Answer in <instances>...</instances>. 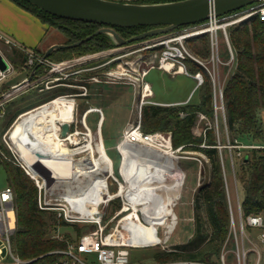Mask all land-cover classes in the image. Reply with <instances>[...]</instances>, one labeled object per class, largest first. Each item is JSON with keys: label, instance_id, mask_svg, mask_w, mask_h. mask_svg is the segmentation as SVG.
<instances>
[{"label": "built area", "instance_id": "obj_1", "mask_svg": "<svg viewBox=\"0 0 264 264\" xmlns=\"http://www.w3.org/2000/svg\"><path fill=\"white\" fill-rule=\"evenodd\" d=\"M123 4H137L139 0H107ZM252 18H257L260 22H264V0H260L254 4L253 7H247L240 11L230 13L223 17L216 15H209L206 22L195 26L189 32H184L174 36L159 37L149 45H145V49H153L161 47L159 55H155L152 62H137L138 75L140 77L139 85H141L142 102L151 96L145 97L147 94L148 84L145 78L151 69L157 68L169 74L175 75L179 72L192 77L196 81L197 90L202 88L206 80L210 84L212 90V102L214 110V121L210 123L209 127L203 132L206 139L207 131L213 130L216 137V148L219 154V160L222 169V176L226 192L230 227L229 236L224 245L232 242L233 250L232 256L234 258L233 264H264V210L245 214L242 206V197L240 189L242 190L241 176H238V170L245 165V159L248 157L247 153L251 151H264V139L260 144L245 143L238 138L231 136L228 128L226 107L224 102V90L226 83L232 73L233 67L236 64V56L229 38V28L235 27L244 21ZM221 32L223 40L226 45L228 60L223 61L220 52L219 33ZM173 33V32H172ZM170 33V34H172ZM207 34L209 36L210 56L206 62L195 59L187 48L186 40L191 37ZM0 44L7 46L11 51H17L24 57L22 69L26 76L17 84L12 85L9 89L0 92V122L4 119L7 105L16 97L24 92L44 85L40 92L49 91L59 86L75 87L69 83H64L68 76L79 75L84 72H95V67H86L88 62L95 58L93 56H83L73 60H66L61 62H54L49 58L45 59L44 55L36 49L27 48L17 43L11 36L0 30ZM0 55L7 63L8 69L3 72L0 70V85L15 71L14 64L3 54L0 48ZM192 60L198 64L203 71L196 74H191L187 71L186 61ZM170 66L168 68L167 66ZM84 67V68H83ZM136 67V68H137ZM221 67H228L227 76L222 79L220 70ZM35 70V72H34ZM41 70L40 73H38ZM34 72L32 80H29L31 74ZM98 79L96 76H90L89 83H96ZM88 95V87H81ZM74 99L72 96H60L49 101L35 109L21 114L8 132L2 134L0 138V160L6 159L12 162L15 166L21 168L24 173L33 181L38 190V207L42 211H53L57 218L62 219L68 224L85 225L88 228L78 240L66 241V247L63 250H56L50 254H56L60 258L53 264H131L129 249H142L152 246L162 245L163 250H171L165 243L150 244L145 247H135L130 244L134 237L145 239L147 237L146 226L148 223L144 218L142 211L136 210V207L142 208L144 192L143 189L134 182H128L123 174L121 168L119 177L114 168L113 172H101L98 177L105 181V200L97 203V213L87 216L83 213L86 203H79L70 199L77 189H66L64 187L54 186V183H47V181H40L33 176L32 173L25 166L20 156L11 144V133L17 123H21L26 118H29L33 113L40 112L43 108L52 105L56 100ZM75 103L76 100H71ZM152 103V102H151ZM143 104V103H142ZM155 104V103H152ZM102 115L100 111H98ZM89 111L83 117V129H80L75 120V115L70 125L69 133L66 136V144L73 148L77 156L82 153H90L91 160V143L94 140V133L87 125V118ZM201 119H206L203 114L199 115ZM102 124V122H101ZM74 126V129H72ZM61 134V133H60ZM80 140L79 144H74V140ZM169 144L167 148L166 145ZM1 145L3 146L4 150ZM161 147L167 149L168 152L174 154L181 152L182 148L174 150L172 147L171 134L155 132L144 133L141 129V118L139 121L129 124L125 130L121 140L117 144V150L123 158L121 147ZM203 148H210L205 144ZM201 159L200 165L204 162L206 167H209V160L204 155H199ZM111 158V157H110ZM112 159V158H111ZM90 160V161H91ZM113 161V159H112ZM123 164V162H122ZM230 168V175L232 176V184L229 182L227 167ZM122 167V166H121ZM180 168V167H179ZM181 169V168H180ZM200 177L198 179L197 190L201 187L202 177L201 170H199ZM209 173V172H208ZM133 178L132 173L130 174ZM84 177L83 175L80 177ZM186 177V176H185ZM86 180L89 177L85 178ZM111 186L116 187L115 192H111ZM182 195V193H181ZM181 199V196H180ZM179 199V200H180ZM119 201L121 203L120 209H117L114 215L108 219L106 224H103L106 216V209L113 202ZM178 205V203H177ZM176 208V207H175ZM176 214V213H175ZM177 225L179 223L176 214ZM117 221L116 227H112V223ZM141 222H143L142 225ZM175 227V230L177 228ZM88 226H94L95 229H89ZM247 229H250L249 233ZM174 230V231H175ZM17 231V212L15 206V193L11 186L0 190V264H27L15 252L13 245V238ZM174 233V232H173ZM172 233V234H173ZM164 234V232H163ZM159 235V234H158ZM172 236V235H171ZM53 239L65 241L64 234L61 233V228L57 227L53 231ZM183 264H204V263H183ZM220 264H227L226 253L223 250L220 257Z\"/></svg>", "mask_w": 264, "mask_h": 264}, {"label": "trees", "instance_id": "obj_2", "mask_svg": "<svg viewBox=\"0 0 264 264\" xmlns=\"http://www.w3.org/2000/svg\"><path fill=\"white\" fill-rule=\"evenodd\" d=\"M11 1L31 13L43 25L53 26L51 20L64 22L69 27V29H62V33L69 40L68 44L80 42L103 27L54 17L24 0ZM178 1L184 0H139L137 4L155 5ZM198 25L200 24L192 26ZM153 28L114 29L124 39H130L136 32H146ZM228 32L231 45L236 53V69L228 79L224 90L228 128L232 137L245 143L260 144L264 139V121L261 118V114L264 113V22L252 18L229 28ZM106 42H110V39L107 35L102 34L78 47L56 51L50 55L49 59L51 60L58 53H61L63 58L75 54L83 55L88 52L96 53L108 47ZM191 42L197 56L209 58V36L207 34L199 35ZM18 57L20 61H24V57L20 53L16 54V58ZM186 63L194 68L193 74L203 71L192 60H187ZM204 87L208 92L200 97V102L197 104L172 107L147 106L142 112L145 121L142 120L141 129L142 126L146 130L154 127L150 125L151 122L150 124L146 122L147 118L150 121H154L152 118H161L158 130L171 134L174 150L182 148L181 151H186V153L193 152V154L204 155L210 163L208 179L197 190L194 197V232L191 239L185 244L173 246L171 250L156 252L154 262L157 264H220L222 249L229 236L230 216L222 169L218 151L213 148L217 143L215 133L213 130L208 131L205 140L195 139L192 135V127L199 114L207 115L211 119L214 116L212 90L207 80ZM57 94L59 93H50L44 99L45 101L43 100L35 106L8 108L5 114L7 129L21 114L62 96H57ZM181 113L186 114V117L180 118L179 114ZM142 131L155 133L143 129ZM203 144L210 148H203ZM1 147L3 148L2 145ZM247 154L248 160L240 168L243 186L242 206L245 214L264 210V151L254 150ZM0 167L7 171L9 186L15 193L17 212V231L13 238L15 252L21 259L28 261L27 264H53L60 257L50 253L63 250L67 240H78L83 234V228L87 226L68 224L62 219L59 220L56 213L40 210L38 190L31 181L22 176L24 171L17 166L13 168L6 165L3 160H0ZM113 203L118 206L117 209H120L119 201ZM57 227L71 228L74 231V237L71 238L67 233H64L65 241L53 239V231ZM247 230L249 233L251 232L250 229Z\"/></svg>", "mask_w": 264, "mask_h": 264}, {"label": "rangeland", "instance_id": "obj_3", "mask_svg": "<svg viewBox=\"0 0 264 264\" xmlns=\"http://www.w3.org/2000/svg\"><path fill=\"white\" fill-rule=\"evenodd\" d=\"M16 21H19L18 23L16 22L18 26L20 25L24 26V27L20 26L21 31L23 33H27L28 30H30V35H29L30 37L33 38L34 34L40 36V38L43 36V41L40 46L34 47L28 45L27 41L22 40L21 37H14V36L11 37L17 43L27 48H33V49L36 48V50L42 53L43 55L50 48L49 46L52 43L57 45H72V44H68L69 43L68 38L62 33V29L64 30L69 29V27L64 22L51 20L53 26L49 24H45L44 26L46 28H44L36 18L31 19L29 17H22V18H18ZM194 27L195 26L181 27L175 30L172 34H169V36H174L184 32H189L192 29H194ZM0 30L5 33V31H3L1 28ZM143 33L145 32L143 31L136 32L133 37L141 35ZM196 37L198 36L191 37L186 40L187 48L195 59H198L202 62H206L207 59L197 56L192 48L193 44L191 41L195 40ZM108 38L110 39L111 44H109L110 42H106V44L108 43L107 44L108 47L105 49H101L99 52L96 53L88 52L83 55L75 54L64 58L61 53H58L53 58H51L52 61L58 62V61L73 60L83 56L95 55V58L92 61L88 62L85 68L95 67L97 65H104V68H102V70H96L95 72L94 71L84 72L79 75L68 76L65 80H63L64 83H69L70 85H74L75 87L59 86L54 88L53 90L44 91V92H40V89L44 88V85L43 86L40 85L37 88L30 89L24 92L23 94H21L20 96L16 97L13 101H11L7 105L6 111L8 108L11 109L13 107L26 108L28 106L38 105L39 103H41V101L43 102V100L52 92L59 93L57 94V96L62 95V96L74 97V99H69V100L70 101L76 100L75 120L77 126L80 129L84 128L82 124V120L86 112L90 111L91 109L100 111L102 115L98 112H94L93 114H91V116L87 118V125L89 126V128H91V130L94 133V140H93V145L95 148L94 157L96 159L99 157V153L97 152V147H98L97 145L101 143L104 144L107 150V154L113 159L114 168L117 173L116 176L119 177L118 173L122 166L123 158L121 157V155L117 150V144L119 140H121L124 134V129L128 127L127 124H132L139 121V118H141V124H142V120L145 121L144 120L145 117L142 114L143 109L147 106H156V104H152L153 102L151 100V97L145 99V101L142 102V99L140 97L141 94L138 93L141 91V85H139L140 83L138 81L140 77L138 75L137 62L139 61H143L146 63L152 62L155 59V55L156 54L159 55L161 51V47H156L153 49L144 48L148 42L152 43L158 38L146 39L122 48H118L110 36H108ZM219 39H220L221 56L223 61L226 62L228 60V56L226 51V45L223 40V36L221 32L219 33ZM0 48L2 49L3 54L14 64L15 67L14 73L11 74L0 85V88L5 87L6 89H9L11 85L17 84L20 81H22V79L26 76V73L22 69L23 61H20L19 57L16 58V54L19 55V52L17 51L13 52L3 44H0ZM209 53H210V46H209ZM195 65L198 64L195 63ZM186 67H187V71L193 74L192 72H194V68L188 63H186ZM235 69H236V64L233 67L230 77L232 76V74H234ZM40 71L38 73H40ZM227 73H228V67H221L220 74L222 79H224L227 76ZM90 76H96L98 82L89 83ZM145 82L151 86V89L154 94L153 100L158 102L159 101L173 102V101L185 100L188 97L190 91L196 85V81L187 76L184 75L171 76L157 68L150 70L148 76L145 79ZM83 85L88 87L87 96L84 95L85 91L81 88ZM148 91L149 88H147V94H149ZM205 92H208V90L205 89L204 86L200 88L198 91L196 90L190 97L192 101L188 102L183 106L186 105L190 106L199 103L200 97H202ZM149 96L150 95H148V97ZM199 115L197 117V120L195 121L194 126L192 127V135L195 137V139L205 140L203 132L206 128L209 127L210 123L214 121V116L213 119H211L209 116L205 115L206 119H201ZM179 117L184 118L186 117V114L181 113L179 114ZM261 118L264 121V113L261 114ZM152 119H154V121L153 120L150 121V119L147 118L146 122L148 124H150L151 122L150 125H153L154 127L153 128L150 127L148 128V130H146L142 126V129L148 132L164 133V131L158 130V126H159V122L161 121V118H157V119L152 118ZM101 122H102V126H101ZM11 127L12 125L7 129V120L4 118L0 122V138L2 134L8 132ZM72 129H74V126H72ZM100 132L102 138H100V136L98 135ZM118 138L120 139L118 140ZM141 148L153 149L155 151L164 150L159 146L157 147L142 146ZM170 156L174 157L175 162L178 164L181 170L184 171L186 176L184 187L182 189L181 199L178 200V205L175 206L176 207L175 213L177 214L179 219L178 225L175 214L173 220L166 222L158 227L159 229L158 234L165 242H167L171 237L170 240L164 245L168 246L169 248H172L175 245L187 243L193 235L194 232L193 203L198 188L197 184H198V179L200 177L199 170H201V177H202L201 186H202L208 179L209 167H206L204 162L202 163V165H200L199 161H197L201 159L200 156L197 154H193V152L186 153V151H181L180 153L176 152L174 154H171L170 152ZM2 160L6 165L16 168V166L12 162L6 159H2ZM81 160H85V162H89L91 160L90 153L88 152L82 153L74 157L75 162H80ZM227 173H228L229 182L230 184H232L233 179L232 176L230 175L229 166L227 167ZM22 176L33 183V181L30 178H28L26 174L23 173ZM238 176H241L240 169L238 170ZM8 186L9 183H8L7 171L5 170V168L0 167V190H3ZM116 189L117 188L114 186H111L110 188L111 192H115ZM240 195L241 197H243V192L241 189H240ZM95 197H96V192L92 190L87 195L81 197L78 200L81 203H83L86 202L87 200L92 201L95 199ZM117 207L118 206L114 203L110 204L107 207L105 221L103 224H106L108 222V219H110L114 215L115 211L117 210ZM50 212L55 213L53 211ZM117 224L118 222L114 221L111 225L112 227H116ZM176 225L177 228L175 230ZM88 227L89 229H95L94 226H88ZM87 231H88L87 227L83 228L82 230L83 233ZM61 233L62 234L67 233L71 238H73L75 235L74 231L71 228L61 229ZM162 250H163L162 245L161 246L157 245L142 249H129L130 263L157 264L156 262H154V255L156 252ZM222 250H224L226 253L227 264H233L234 258L232 256L233 255L232 242H228L227 246Z\"/></svg>", "mask_w": 264, "mask_h": 264}, {"label": "bare ground", "instance_id": "obj_4", "mask_svg": "<svg viewBox=\"0 0 264 264\" xmlns=\"http://www.w3.org/2000/svg\"><path fill=\"white\" fill-rule=\"evenodd\" d=\"M170 68V66H167ZM146 94L145 97H148ZM150 97V96H149ZM75 103L65 99L56 100L52 105L33 113L21 123H17L11 133V144L17 150L20 159L30 173L40 181L54 183V186L77 189L69 197L78 201L92 190L96 192L94 200H87L83 213L91 216L97 213V203L105 200V181L98 177L101 172H113V161L107 154L104 144L97 145L99 157H94L95 148L91 143L92 160L74 161L76 154L66 144V137L61 136V125L70 124L75 115ZM98 112L91 109L90 114ZM102 126V124H101ZM100 138L101 132L98 134ZM102 140V139H101ZM80 140H74L79 144ZM169 147V144L166 145ZM123 164L121 173L128 182H134L144 192L142 208L136 210L144 213L147 237H134L130 242L135 247L165 243L158 235V227L175 217V206L180 199L185 183V173L170 156L167 149L155 151L141 147H121ZM134 176L131 177V174ZM84 176L80 178L81 176ZM89 177L88 180L85 178Z\"/></svg>", "mask_w": 264, "mask_h": 264}, {"label": "water", "instance_id": "obj_5", "mask_svg": "<svg viewBox=\"0 0 264 264\" xmlns=\"http://www.w3.org/2000/svg\"><path fill=\"white\" fill-rule=\"evenodd\" d=\"M24 1L54 17L103 26L75 44L50 47L44 54V58L47 59L56 51L78 47L102 34L110 36L118 48L146 39L163 37L181 27L202 24L211 14L223 17L250 7L260 0H184L155 5L123 4L107 0ZM135 27L154 28L130 39L122 38L114 29ZM7 69V63L0 55V70L5 72ZM34 72L29 80H32ZM69 130V124H62L61 136L66 137ZM247 160L248 157L245 161Z\"/></svg>", "mask_w": 264, "mask_h": 264}, {"label": "crops", "instance_id": "obj_6", "mask_svg": "<svg viewBox=\"0 0 264 264\" xmlns=\"http://www.w3.org/2000/svg\"><path fill=\"white\" fill-rule=\"evenodd\" d=\"M31 13L25 11L24 9L20 8L19 6H17L15 3H13L11 0H0V28L5 31V33H7V35L9 34V36H14V37H21L22 40H26L28 45L30 46H34V47H38L41 45L42 41H43V36L40 38V36L38 35H35L34 34V37H30V30H28L27 33H23L21 31V27L22 25L18 26L17 23L19 21H16L18 18H22V17H29V18H36L35 16H33ZM37 19V18H36ZM38 20V19H37ZM39 21V20H38ZM17 22V23H16ZM40 22V21H39ZM41 23V22H40ZM41 25L46 28L42 23ZM24 27V26H22ZM32 38V39H31ZM54 45H57V44H50L49 47H52ZM36 49V48H35ZM38 49V48H37ZM163 71V70H162ZM165 72V71H163ZM166 74H169L167 72H165ZM149 74V73H148ZM171 76H176V75H184V76H187L185 75L184 73L182 72H179L175 75H172V74H169ZM148 76V75H147ZM146 76V77H147ZM189 77V76H187ZM191 79H193L192 77H189ZM146 79V78H145ZM194 80V79H193ZM14 85V84H13ZM197 85V84H196ZM195 85V87L190 91L188 97L185 99V100H179V101H173V102H158V101H154L153 98H154V94H153V91L151 89V86H149V95L151 96L150 94V91L152 93V96H151V100L153 103L156 104V106H165V107H172V106H183L185 104H187L188 102L192 101L190 99V97L192 96V94L197 90V86ZM12 86V85H11ZM6 89L5 87L3 88H0V90H4ZM199 90V89H198ZM197 90V91H198ZM0 91V92H1ZM35 109V108H34ZM33 110V109H32ZM31 111V110H30ZM28 112V111H27ZM26 113V112H25ZM24 114V113H23ZM93 114V113H92ZM91 116V114L89 115ZM5 118V117H4ZM129 125V124H127ZM128 128V127H127ZM125 128L124 129V132L125 130L127 129ZM120 138H118L119 140ZM120 141V140H119Z\"/></svg>", "mask_w": 264, "mask_h": 264}, {"label": "flooded vegetation", "instance_id": "obj_7", "mask_svg": "<svg viewBox=\"0 0 264 264\" xmlns=\"http://www.w3.org/2000/svg\"><path fill=\"white\" fill-rule=\"evenodd\" d=\"M95 68H96V70H102V68H104V65H97V66H95Z\"/></svg>", "mask_w": 264, "mask_h": 264}]
</instances>
